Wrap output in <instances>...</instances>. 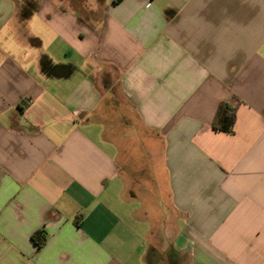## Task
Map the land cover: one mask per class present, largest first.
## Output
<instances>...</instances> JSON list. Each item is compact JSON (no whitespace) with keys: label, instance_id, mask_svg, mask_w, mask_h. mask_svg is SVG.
Listing matches in <instances>:
<instances>
[{"label":"crops","instance_id":"0c3cea01","mask_svg":"<svg viewBox=\"0 0 264 264\" xmlns=\"http://www.w3.org/2000/svg\"><path fill=\"white\" fill-rule=\"evenodd\" d=\"M0 264H264V0H0Z\"/></svg>","mask_w":264,"mask_h":264},{"label":"trees","instance_id":"16d2710c","mask_svg":"<svg viewBox=\"0 0 264 264\" xmlns=\"http://www.w3.org/2000/svg\"><path fill=\"white\" fill-rule=\"evenodd\" d=\"M28 105V102L26 100L22 103V109L23 107H26ZM236 120V110L229 105L222 104L216 114V118L213 126L214 128L224 131L227 133H233L234 132V125ZM34 240L39 244V246L43 245L46 236L43 232H39L36 235H34Z\"/></svg>","mask_w":264,"mask_h":264}]
</instances>
